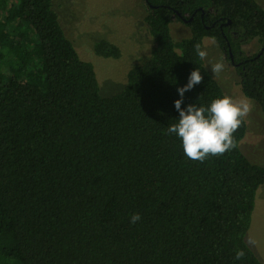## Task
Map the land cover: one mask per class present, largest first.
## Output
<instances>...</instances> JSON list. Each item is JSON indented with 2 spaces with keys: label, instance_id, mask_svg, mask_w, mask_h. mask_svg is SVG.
Returning a JSON list of instances; mask_svg holds the SVG:
<instances>
[{
  "label": "trees",
  "instance_id": "16d2710c",
  "mask_svg": "<svg viewBox=\"0 0 264 264\" xmlns=\"http://www.w3.org/2000/svg\"><path fill=\"white\" fill-rule=\"evenodd\" d=\"M148 57L122 88L99 92L91 63L65 36L52 0H0V264H262L245 243L264 165L237 147L188 158L178 87L208 106L225 96L195 52L211 37L242 94L264 115V8L256 0H145ZM178 20L189 36L174 40ZM256 39L252 54L241 46ZM99 55L117 46L100 39ZM138 213L135 224L130 217ZM246 253L234 259V250Z\"/></svg>",
  "mask_w": 264,
  "mask_h": 264
},
{
  "label": "rangeland",
  "instance_id": "374dc122",
  "mask_svg": "<svg viewBox=\"0 0 264 264\" xmlns=\"http://www.w3.org/2000/svg\"><path fill=\"white\" fill-rule=\"evenodd\" d=\"M256 1L264 8V0ZM52 7L79 58L91 63L99 92L103 96L119 91L127 71L150 53L152 39L144 21L147 12L145 0H52ZM169 27L174 40L190 34L189 28L178 20H173ZM100 39L115 44L118 55L112 57L96 53L94 45ZM201 47L208 52L203 65L223 93L236 101L247 98L240 90L235 66L226 59L213 38L203 37ZM259 48L260 43L256 39L241 46L242 52L246 54H252ZM218 61H222L225 68L219 75H214L211 65ZM250 101L253 110L245 119V133L239 148L250 162L264 165V115L260 107L253 100ZM244 240L264 264V183L256 190ZM250 240L255 243L250 244Z\"/></svg>",
  "mask_w": 264,
  "mask_h": 264
},
{
  "label": "clouds",
  "instance_id": "9594fccd",
  "mask_svg": "<svg viewBox=\"0 0 264 264\" xmlns=\"http://www.w3.org/2000/svg\"><path fill=\"white\" fill-rule=\"evenodd\" d=\"M194 49L200 60L207 59L208 52L201 47V44H195ZM224 68L223 62L218 61L211 65V72L219 75ZM203 80V75L196 69L191 72L187 84L177 88L180 98L174 101V106L179 112V119L167 129V134H175L181 139L185 155L201 163L210 156H222L237 147L234 133L253 110L249 98L236 101L227 95L213 100L208 106L189 104L186 108H182L184 94L201 84ZM140 219L138 213L133 214L130 223L135 224ZM249 243L254 244L255 241L250 240ZM234 252V259L237 261L243 260L246 255L240 248L235 249Z\"/></svg>",
  "mask_w": 264,
  "mask_h": 264
},
{
  "label": "water",
  "instance_id": "95a60500",
  "mask_svg": "<svg viewBox=\"0 0 264 264\" xmlns=\"http://www.w3.org/2000/svg\"><path fill=\"white\" fill-rule=\"evenodd\" d=\"M229 56H230V62L232 63L233 61H232V53L230 52V50H229Z\"/></svg>",
  "mask_w": 264,
  "mask_h": 264
},
{
  "label": "flooded vegetation",
  "instance_id": "af4514ba",
  "mask_svg": "<svg viewBox=\"0 0 264 264\" xmlns=\"http://www.w3.org/2000/svg\"><path fill=\"white\" fill-rule=\"evenodd\" d=\"M260 49V48H259Z\"/></svg>",
  "mask_w": 264,
  "mask_h": 264
}]
</instances>
